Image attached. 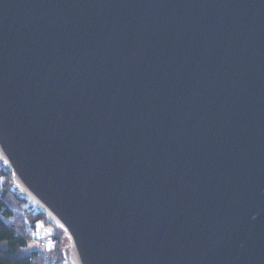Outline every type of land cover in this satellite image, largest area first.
Listing matches in <instances>:
<instances>
[{
    "label": "water",
    "instance_id": "95a60500",
    "mask_svg": "<svg viewBox=\"0 0 264 264\" xmlns=\"http://www.w3.org/2000/svg\"><path fill=\"white\" fill-rule=\"evenodd\" d=\"M0 161L66 264H264V0H0Z\"/></svg>",
    "mask_w": 264,
    "mask_h": 264
},
{
    "label": "trees",
    "instance_id": "16d2710c",
    "mask_svg": "<svg viewBox=\"0 0 264 264\" xmlns=\"http://www.w3.org/2000/svg\"><path fill=\"white\" fill-rule=\"evenodd\" d=\"M12 185L11 173L0 161V264H66L65 239L59 231L54 230V250L30 248L38 223L48 224L42 213L11 192Z\"/></svg>",
    "mask_w": 264,
    "mask_h": 264
},
{
    "label": "rangeland",
    "instance_id": "374dc122",
    "mask_svg": "<svg viewBox=\"0 0 264 264\" xmlns=\"http://www.w3.org/2000/svg\"><path fill=\"white\" fill-rule=\"evenodd\" d=\"M34 241L30 243L31 249H43L46 250V247L44 245V242L50 238L54 237V229L50 225L47 226L46 224L39 222L37 225V229L34 232ZM55 238V237H54Z\"/></svg>",
    "mask_w": 264,
    "mask_h": 264
},
{
    "label": "built area",
    "instance_id": "2783aa9c",
    "mask_svg": "<svg viewBox=\"0 0 264 264\" xmlns=\"http://www.w3.org/2000/svg\"><path fill=\"white\" fill-rule=\"evenodd\" d=\"M44 245L46 249L50 251V250H54L58 244L54 237H50L44 242Z\"/></svg>",
    "mask_w": 264,
    "mask_h": 264
}]
</instances>
